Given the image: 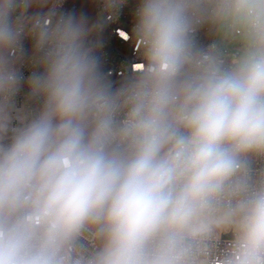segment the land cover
Wrapping results in <instances>:
<instances>
[{
    "label": "clouds",
    "instance_id": "9594fccd",
    "mask_svg": "<svg viewBox=\"0 0 264 264\" xmlns=\"http://www.w3.org/2000/svg\"><path fill=\"white\" fill-rule=\"evenodd\" d=\"M28 2L0 0V264H264V0H136L119 86L74 12L25 77Z\"/></svg>",
    "mask_w": 264,
    "mask_h": 264
},
{
    "label": "built area",
    "instance_id": "2783aa9c",
    "mask_svg": "<svg viewBox=\"0 0 264 264\" xmlns=\"http://www.w3.org/2000/svg\"><path fill=\"white\" fill-rule=\"evenodd\" d=\"M69 0H51L48 10L35 16L33 13L32 0H29L26 7L18 10L20 23L25 29L23 41L25 54L21 57L22 71L27 77L31 71L37 70V62L33 59V37L32 33L38 30L42 21L51 23L59 15L71 12L68 7ZM136 0H127V4L121 12L113 13L105 8V0H96V12L102 30H93L90 34V41L97 46L100 62L103 65L106 80L114 86L128 80L134 72L135 64L139 62L140 41L134 40L132 35L133 13ZM51 12L55 17L50 16ZM96 24V25H97ZM215 31L207 28L202 30L197 40L202 46H206L215 40ZM37 59L39 54H35ZM17 104H23L27 100V88L22 87L16 96ZM31 106H35L34 103ZM225 239H227L225 237Z\"/></svg>",
    "mask_w": 264,
    "mask_h": 264
},
{
    "label": "trees",
    "instance_id": "16d2710c",
    "mask_svg": "<svg viewBox=\"0 0 264 264\" xmlns=\"http://www.w3.org/2000/svg\"><path fill=\"white\" fill-rule=\"evenodd\" d=\"M51 0H32V10L35 16L44 14L50 5ZM68 7L71 12L77 14H84L89 19L88 27L93 29L97 24L98 17L96 12V0H69ZM100 70L102 75L105 77L104 68L100 62Z\"/></svg>",
    "mask_w": 264,
    "mask_h": 264
},
{
    "label": "rangeland",
    "instance_id": "374dc122",
    "mask_svg": "<svg viewBox=\"0 0 264 264\" xmlns=\"http://www.w3.org/2000/svg\"><path fill=\"white\" fill-rule=\"evenodd\" d=\"M216 39H218L217 35H216V37H215V40H216ZM234 48H235L234 45H231V44L228 45V50H229V51L234 50Z\"/></svg>",
    "mask_w": 264,
    "mask_h": 264
},
{
    "label": "water",
    "instance_id": "95a60500",
    "mask_svg": "<svg viewBox=\"0 0 264 264\" xmlns=\"http://www.w3.org/2000/svg\"><path fill=\"white\" fill-rule=\"evenodd\" d=\"M226 238H228V237L226 236Z\"/></svg>",
    "mask_w": 264,
    "mask_h": 264
}]
</instances>
